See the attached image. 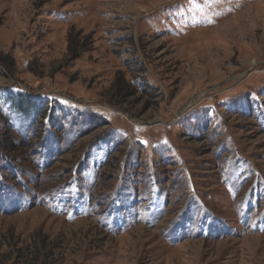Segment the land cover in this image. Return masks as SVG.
I'll return each instance as SVG.
<instances>
[{"label":"rangeland","instance_id":"374dc122","mask_svg":"<svg viewBox=\"0 0 264 264\" xmlns=\"http://www.w3.org/2000/svg\"><path fill=\"white\" fill-rule=\"evenodd\" d=\"M0 58V264H264V0H0Z\"/></svg>","mask_w":264,"mask_h":264},{"label":"trees","instance_id":"16d2710c","mask_svg":"<svg viewBox=\"0 0 264 264\" xmlns=\"http://www.w3.org/2000/svg\"><path fill=\"white\" fill-rule=\"evenodd\" d=\"M2 62V59L0 58V63ZM14 107L20 111V112H27V110H30L28 102L24 100L23 98L18 97L17 100L14 101ZM4 122L5 119L2 117L1 118Z\"/></svg>","mask_w":264,"mask_h":264}]
</instances>
